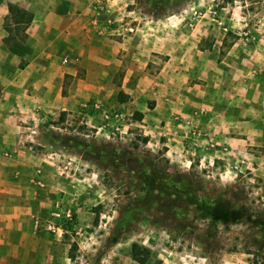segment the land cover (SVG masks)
<instances>
[{
    "label": "rangeland",
    "instance_id": "obj_1",
    "mask_svg": "<svg viewBox=\"0 0 264 264\" xmlns=\"http://www.w3.org/2000/svg\"><path fill=\"white\" fill-rule=\"evenodd\" d=\"M93 2L85 16L90 36L78 40L75 32L63 50L50 49L61 54L60 89L46 105L16 107L14 140L0 142V160L18 166L8 179L23 182L15 183L14 200L34 212L36 249L15 251L16 260L264 264V99H255L249 124L245 102L217 105L221 89L211 79L217 65L233 67L227 80L236 97L244 96L248 73L264 80V61L249 55H264V0H108L99 14ZM120 54L171 57L177 72L146 57L131 71ZM220 110L240 121L234 150L203 137V120L217 121ZM57 207L72 215L57 220L60 236L43 225ZM132 243L148 249L144 263L132 258Z\"/></svg>",
    "mask_w": 264,
    "mask_h": 264
},
{
    "label": "crops",
    "instance_id": "obj_2",
    "mask_svg": "<svg viewBox=\"0 0 264 264\" xmlns=\"http://www.w3.org/2000/svg\"><path fill=\"white\" fill-rule=\"evenodd\" d=\"M115 1L113 0L112 3ZM88 2L90 0H0L1 147L9 145L7 141L9 138L14 140V134H10L9 130L13 129L12 123L15 115L12 111L16 107L23 108V112H27L31 109V105L35 106V102L40 99L45 102L49 96L60 89L62 73L61 71L58 73L57 68L60 70L61 64L56 61V56L60 57L61 54H53L50 49L54 44H58V50H63L60 44L73 43L74 38L71 35L75 32L78 35L82 34V36L79 35L78 40L90 36V30L86 27L88 17H85L89 9ZM8 3L30 13L31 19L22 30L16 31L15 22L8 12ZM108 3L107 6H111ZM121 15H124V12ZM119 26L122 27L123 24ZM249 55L254 61H264L263 54ZM103 56L105 61V54ZM143 57L162 65L161 71L167 66L170 67L174 61L173 58L162 57L161 54H120V61L124 60L123 64L128 67V70L135 71L138 62H141ZM171 71L174 74L177 72L173 66H171ZM248 74L245 77L246 83L241 86L244 96L239 97L233 95L235 84L231 85L227 80L228 77L233 78L235 75L233 67L217 65L211 79H214L215 86L221 89L216 91V99H219L217 105L221 108H234L236 106L234 103L241 101L239 103L241 105L245 102L246 121L253 124L255 99L258 98L259 104L264 99L263 96L259 98V93H264V80L259 82V79L255 80L253 75L251 79H248ZM58 76L60 79L57 83ZM204 77L207 78V76ZM201 108L205 109L204 113ZM198 109L204 116L209 113L208 105L202 104ZM233 115L232 113L225 115V110L222 112L220 110L218 116L215 115L217 121L213 120L214 116L203 120L201 131L204 133V139L220 138L218 141L226 142V148L234 150L229 143H233L235 139L233 133L240 121ZM217 127L226 129L231 140L222 139L219 136L220 128L217 129ZM206 143L208 145L209 142L206 140ZM16 167H18L16 161L12 158L0 160V264H24L16 260L15 251L36 249V242L34 244L33 240L30 241V238H34L33 232H36L32 229L34 226L33 218H31L33 211L22 202H16L13 195L15 183L22 184L23 182L10 180L7 177ZM26 259L25 264H30L29 255Z\"/></svg>",
    "mask_w": 264,
    "mask_h": 264
},
{
    "label": "built area",
    "instance_id": "obj_3",
    "mask_svg": "<svg viewBox=\"0 0 264 264\" xmlns=\"http://www.w3.org/2000/svg\"><path fill=\"white\" fill-rule=\"evenodd\" d=\"M107 1L108 0H94V2L92 3V8L96 14H99L100 12L107 10ZM197 11L198 10H195L194 14H196ZM206 11H208L211 14V16L213 17L212 19L219 27L224 28L223 21L217 17L216 15L217 10L215 8H212V7L207 8ZM199 14L201 15L202 11L199 12ZM244 34H246V32H244ZM201 111L202 113H204L205 109L201 108ZM61 219H64L67 221L72 219L70 209L64 210L59 207L55 208V210L51 212L50 218L45 219V221L43 222L44 228L48 230L49 232H51L52 234L60 236L63 233V228L57 220H61Z\"/></svg>",
    "mask_w": 264,
    "mask_h": 264
},
{
    "label": "trees",
    "instance_id": "obj_4",
    "mask_svg": "<svg viewBox=\"0 0 264 264\" xmlns=\"http://www.w3.org/2000/svg\"><path fill=\"white\" fill-rule=\"evenodd\" d=\"M8 12L15 22L16 31L19 29L22 30L25 27L26 23H28L31 19V15L29 12L11 3H8ZM19 23H21V25H19ZM138 117H141L140 113L138 114ZM72 246H75V244L72 243ZM148 255H149V251L147 248L142 247L137 243L131 244V256L137 262L144 263L148 258Z\"/></svg>",
    "mask_w": 264,
    "mask_h": 264
}]
</instances>
